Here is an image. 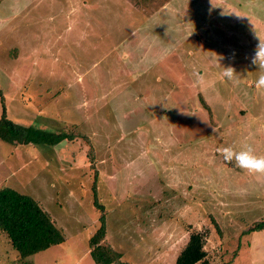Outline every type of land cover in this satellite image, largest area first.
Listing matches in <instances>:
<instances>
[{
    "label": "rangeland",
    "instance_id": "rangeland-1",
    "mask_svg": "<svg viewBox=\"0 0 264 264\" xmlns=\"http://www.w3.org/2000/svg\"><path fill=\"white\" fill-rule=\"evenodd\" d=\"M260 42L264 0H0V117L73 138L0 140V189L65 237L19 260L0 229V264H94L102 214L99 250L124 264H174L192 232L212 264H264V231L245 236L264 218V177L219 151L264 156Z\"/></svg>",
    "mask_w": 264,
    "mask_h": 264
},
{
    "label": "trees",
    "instance_id": "trees-1",
    "mask_svg": "<svg viewBox=\"0 0 264 264\" xmlns=\"http://www.w3.org/2000/svg\"><path fill=\"white\" fill-rule=\"evenodd\" d=\"M0 140L11 145L32 144L53 147L63 140L71 141L73 138L65 133L55 134L15 124L7 118L5 108H2ZM94 206L103 213V208L95 195ZM98 222L100 223L99 228L88 240L91 249L89 256L94 264H124L120 261L121 255L113 249L106 247L107 249L103 252L99 250V247H104L105 216L103 214L99 217ZM0 229L3 230L19 260L27 259L54 246H59L65 241L60 229L54 225L49 215L37 201L10 188L0 189ZM262 231H264V218L254 223L245 232V236L249 237L251 234L253 236ZM205 243V233L192 232L176 257L174 264H212L204 249ZM237 254L236 251L235 257Z\"/></svg>",
    "mask_w": 264,
    "mask_h": 264
},
{
    "label": "clouds",
    "instance_id": "clouds-1",
    "mask_svg": "<svg viewBox=\"0 0 264 264\" xmlns=\"http://www.w3.org/2000/svg\"><path fill=\"white\" fill-rule=\"evenodd\" d=\"M219 59H223L220 57ZM252 64L258 65L264 70V43H259L252 58ZM237 73L231 66L223 67L222 77L226 80L237 82ZM199 82H203V77H198ZM257 89H264V71L261 72L255 82ZM221 155L226 163L235 161L236 165L245 170L249 175L264 177V156L254 154L249 145H244L241 150L237 151L233 147H223L220 150Z\"/></svg>",
    "mask_w": 264,
    "mask_h": 264
},
{
    "label": "crops",
    "instance_id": "crops-1",
    "mask_svg": "<svg viewBox=\"0 0 264 264\" xmlns=\"http://www.w3.org/2000/svg\"><path fill=\"white\" fill-rule=\"evenodd\" d=\"M55 247V246H54ZM51 249V248H50ZM49 250V249H48ZM47 251V250H46Z\"/></svg>",
    "mask_w": 264,
    "mask_h": 264
}]
</instances>
